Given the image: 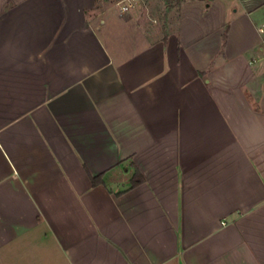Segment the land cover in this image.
I'll return each mask as SVG.
<instances>
[{"label":"crops","instance_id":"obj_1","mask_svg":"<svg viewBox=\"0 0 264 264\" xmlns=\"http://www.w3.org/2000/svg\"><path fill=\"white\" fill-rule=\"evenodd\" d=\"M0 264H264V0H0Z\"/></svg>","mask_w":264,"mask_h":264},{"label":"rangeland","instance_id":"obj_2","mask_svg":"<svg viewBox=\"0 0 264 264\" xmlns=\"http://www.w3.org/2000/svg\"><path fill=\"white\" fill-rule=\"evenodd\" d=\"M104 1L106 6H116L124 14L135 10L139 22L144 24L147 30L156 26L162 33L175 21L181 2V0H126L123 3L122 0ZM122 6H126L127 9L122 11Z\"/></svg>","mask_w":264,"mask_h":264},{"label":"trees","instance_id":"obj_3","mask_svg":"<svg viewBox=\"0 0 264 264\" xmlns=\"http://www.w3.org/2000/svg\"><path fill=\"white\" fill-rule=\"evenodd\" d=\"M179 1V0H178ZM135 178H136V176H135ZM92 181H93V185H96V184H98L99 183V178H96V180L95 179H92ZM140 182V178H139V180H133V182H132V187H134V186H136V185H138V183Z\"/></svg>","mask_w":264,"mask_h":264},{"label":"built area","instance_id":"obj_4","mask_svg":"<svg viewBox=\"0 0 264 264\" xmlns=\"http://www.w3.org/2000/svg\"><path fill=\"white\" fill-rule=\"evenodd\" d=\"M125 1H126V0H122L121 3L125 2ZM126 9H127L126 6H122V7H121V10H122V11H125Z\"/></svg>","mask_w":264,"mask_h":264}]
</instances>
